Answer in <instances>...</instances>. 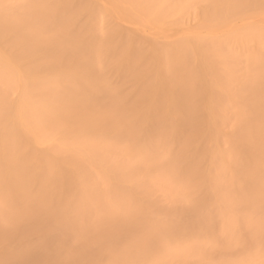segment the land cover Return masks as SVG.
Returning a JSON list of instances; mask_svg holds the SVG:
<instances>
[{
  "label": "bare ground",
  "instance_id": "obj_1",
  "mask_svg": "<svg viewBox=\"0 0 264 264\" xmlns=\"http://www.w3.org/2000/svg\"><path fill=\"white\" fill-rule=\"evenodd\" d=\"M0 264H264V0H0Z\"/></svg>",
  "mask_w": 264,
  "mask_h": 264
}]
</instances>
